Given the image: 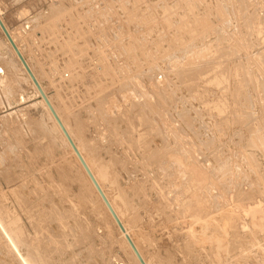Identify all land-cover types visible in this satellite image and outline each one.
Here are the masks:
<instances>
[{"label":"rangeland","instance_id":"obj_1","mask_svg":"<svg viewBox=\"0 0 264 264\" xmlns=\"http://www.w3.org/2000/svg\"><path fill=\"white\" fill-rule=\"evenodd\" d=\"M0 9L55 104L44 67L77 106L79 132L113 149L104 157L116 155L145 190L165 239L177 231L186 243L191 231L198 252L178 264H264V0H0ZM40 101L0 34V264H135Z\"/></svg>","mask_w":264,"mask_h":264},{"label":"bare ground","instance_id":"obj_2","mask_svg":"<svg viewBox=\"0 0 264 264\" xmlns=\"http://www.w3.org/2000/svg\"><path fill=\"white\" fill-rule=\"evenodd\" d=\"M5 1V0H4ZM55 1V0H54ZM15 4V3H14ZM20 4V3H19ZM53 4V3H52ZM35 5V4H34ZM3 6V5H2ZM4 7V6H3ZM21 7V6H20ZM42 7V6H41ZM53 7V6H52ZM29 8V7H28ZM54 8H55V6H54ZM6 9V8H5ZM50 9V8H49ZM9 10V9H8ZM39 10V9H38ZM41 11V10H40ZM50 11V10H49ZM13 13H14V11H12ZM31 12V11H30ZM36 12H38V11H36ZM23 13V12H22ZM39 13V12H38ZM37 13V14H38ZM14 14H16V15H18V17L16 18L17 20H19L18 18L20 17V19L22 18V15H20V12H15ZM33 14V13H32ZM31 14V15H32ZM46 14V13H45ZM25 15H27L26 13H25ZM28 15L29 16H31L29 13H28ZM24 16V15H23ZM52 16V15H51ZM11 17V16H10ZM54 17V16H53ZM69 17V16H68ZM15 17H13V19H14ZM36 18H37V16H36ZM56 18V17H55ZM24 19V18H23ZM26 19L29 21L30 19L31 20H33L32 19V17H27L26 16ZM25 19V20H26ZM38 19V18H37ZM0 20H1V22L3 23V25L5 26V28H6V30L8 31V33L10 34V36L12 37V39H13V41L15 42V44L17 45V47H18V49H19V51L21 52V54L23 55V57H24V59H25V61L27 62V64H28V66H29V68H30V70L32 71V73H33V75L35 76V78L37 79V81H38V83L40 84V86H41V88L43 89V91H44V93L46 94V96H47V98L49 99V101H50V103L52 104V106H53V108H54V110L56 111V113H57V115H58V117H59V119L61 120V122H62V124L64 125V127H65V129L67 130V132H68V134H69V136L71 137V139L73 140V142H74V144L76 145V147H77V149L79 150V152L81 153V155H82V157L84 158V160H85V162H86V164L88 165V167H89V169L91 170V172H92V174L94 175V177H95V179L97 180V182H98V184L100 185V187H101V189L103 190V192L105 193V195H106V197L108 198V200H109V202L111 203V205H112V207H113V209L115 210V212H116V214L118 215V217H119V219L121 220V222H122V224H123V226L125 227V230H126V232L125 233H123L121 230H120V228H119V226H118V224H117V222L115 221V219H114V217L112 216V214H111V212L109 211V209H108V207L106 206V204L104 203V201H103V199L101 198V196H100V194L98 193V191H97V189H96V187L94 186V184L92 183V181L90 180V178H89V176H88V174H87V172L85 171V169H84V167H83V165H82V163L80 162V160L77 158V156H76V154H75V152H74V150H73V148L71 147V145H70V143L68 142V140H67V138H66V136H65V134H64V132H63V130L61 129V127H60V125L58 124V122H57V120L54 118V116H53V114L51 113V111H50V109H49V107L47 106V104L45 103V101L44 100H42V99H40V93H39V91H38V89H37V87H36V85H35V83H34V81H33V79H32V77L30 76V74L28 73V71L26 70V68H25V66L23 65V63H22V61L20 60V58H19V56H18V54H17V52H16V50L13 48V46H12V44H11V42L9 41V39H8V37H7V35H6V33L4 32V30H3V28H2V26H1V24H0V34H1V36L3 37V39H4V41L6 42V44L8 45V47L10 48V50H11V52H12V55L15 57V59H16V61L18 62V64H19V66H20V68L22 69V71H23V73L25 74V76L27 77V79H28V81H29V83L31 84V86L34 88V90H35V93H36V95L39 97V100H41L40 102L42 103V105L45 107V109H46V111L48 112V114H49V116H50V120L52 119V121H53V124H54V130L55 131H57V133H58V135H60V137L63 139V141H64V143L66 144H64L65 146H67L68 148H69V151H70V153L72 154H70L71 156H73L74 157V160L76 161V163L78 164V166L80 167V169H81V171H82V173L84 174V176H85V178H86V180H87V182H88V184H89V186H90V189L92 190V193H94L96 196H97V198H98V200H99V202H100V205L102 206V208L104 209V211L106 212V214H107V217L111 220V222L113 223V225H114V228H116L117 229V232L119 233L118 235H120V238H122V240H123V242H124V244H125V246L127 247V249H128V251L130 252L129 254L133 257V259L135 260V264H141V262H140V260H139V258H138V256L136 255V253H135V251L133 250V248L130 246V244H129V242L127 241V239H126V235H129L130 237H131V239L133 240V242H134V244H135V246H136V248H137V250L139 251V253H140V255L142 256V258L144 259V261H145V263L146 264H178L177 263V261H178V259H177V257H179V254H183L182 256H185V257H187V256H189V255H191V253H192V251H193V253L195 254V252L198 250H196L195 252H194V250H192V244H193V240H191L192 239V234H190V232L191 231H189V232H187V234H185V236H184V238H183V240L185 239L187 242L185 243V242H181L180 241V235H181V233L180 234H177L176 232H173V228H172V234H170L171 235V240H169V237H168V240H166L165 239V234L167 233H165V229H168V228H164V227H162L161 226V224L163 223H161L160 221H162V220H160L159 222L161 223V224H159L158 223V221L155 219V213L153 212V213H149V211H147V204H148V196L146 195V194H144V193H142L143 191H145L144 189H142L143 191L141 192V190H138L139 189V187L137 186L138 184H136L135 182H133V174H132V172L131 173H129V174H132V175H130L131 177H129V174H127L128 176H124V175H122V173H120L119 172V170H118V166H120V167H122L121 169L124 171H126L127 170V168L125 169V167H124V165H120V162H118L117 161V159H115L114 158V156H116V155H114L113 157H110V159H107V158H105L104 157V151L105 152H107V153H109V154H111V152L113 151V149L112 148H110V147H108L110 150L112 149V151L110 152V151H108V150H106V149H104L103 150V148L105 147L104 146V144H103V148L100 146V144L94 139H89L88 137H87V135H86V133L87 132H85V135H82L79 131L81 130L82 131V128H81V126H80V118L78 117V113H76L75 112V104H71V103H69V100L67 99V98H65V97H63L62 96V94L60 93V90H59V83H57V79H53V77L55 78V74H53V72H51V69L50 70H47V69H44V68H42L41 66L43 65H41L40 67L42 68V70H41V74H42V76H44L43 78L44 79H47V81H48V83L50 84V87H52L54 90H55V92H56V94H58L57 95V97H59V98H57L59 101H61V103H62V106L60 105V107L59 106H57L56 104H55V102H54V100H53V98L51 97V95L48 93V91H47V87L43 84V79H41L40 77H39V75L37 74L38 72H36V70H35V67H33L32 65H31V63H30V61H32V60H30V58H29V60L27 59V57L25 56V54H24V51L21 49V46H20V44L18 43V41H17V39H16V37H15V35L13 34L14 32L13 31H11L12 29L9 27V25L7 24V22H6V20H5V17H4V15H3V12L1 11V9H0ZM34 20H36V19H34ZM63 20V19H62ZM13 21H15V19L13 20ZM28 21H26V22H28ZM47 21V20H46ZM51 21V20H50ZM71 21V20H70ZM17 22V21H16ZM19 22V21H18ZM72 22V21H71ZM22 23H24V22H22ZM45 23V22H44ZM58 23V22H57ZM25 24V23H24ZM26 24H28V23H26ZM24 25V27H22V31H23V33L25 32V31H27L26 30V26L27 25ZM30 24V23H29ZM41 24V23H40ZM74 24V23H73ZM19 25V24H18ZM31 25V24H30ZM76 25V24H75ZM20 26H22L21 24H20ZM32 26V25H31ZM69 26V25H68ZM29 27V26H28ZM34 27V26H33ZM38 27V26H37ZM20 28V27H19ZM70 28V27H69ZM20 30H21V28H20ZM29 30V29H28ZM60 30V29H59ZM63 30V29H62ZM73 30V29H72ZM21 31V32H22ZM35 31V30H34ZM41 31V30H40ZM49 31V30H48ZM79 31H81V30H79ZM28 32V31H27ZM38 33V32H37ZM76 33H78V31L76 32ZM30 34H32V33H30ZM53 34V33H52ZM27 35H28V33H27ZM80 35V34H79ZM22 36V35H21ZM76 36V35H75ZM69 38V37H68ZM70 39V38H69ZM26 41V40H25ZM43 41V40H42ZM50 41V40H49ZM71 41V40H70ZM37 42V41H36ZM54 43V42H53ZM78 43V42H77ZM38 44V43H37ZM67 44V43H66ZM41 45V44H40ZM69 45H70V43H69ZM33 46V45H32ZM78 47V46H77ZM28 48V47H27ZM29 50H30V48H29ZM56 50V49H55ZM36 51V50H35ZM40 51V50H39ZM85 55V54H84ZM96 57V56H95ZM70 61V60H69ZM84 61V60H83ZM100 61H102V60H100ZM38 63V62H37ZM39 63H40V61H39ZM103 64V63H102ZM99 65H101V64H99ZM98 65V66H99ZM46 66V65H45ZM51 67V66H50ZM72 67V66H71ZM102 67H103V65H102ZM101 67V68H102ZM37 68V67H36ZM67 69H68V67H66ZM97 68H99V67H97ZM105 68H107V66L105 67ZM104 68V69H105ZM61 69V68H60ZM64 69V68H63ZM70 69V68H69ZM80 69V68H79ZM56 70H57V68H56ZM59 70V69H58ZM92 70V69H91ZM90 70V71H91ZM84 71V70H83ZM55 72V71H54ZM72 73V72H71ZM84 73V72H83ZM58 74V73H57ZM57 74H56V76H57ZM62 74V73H61ZM80 75V74H79ZM68 76H70V75H68ZM74 76V75H73ZM94 76V75H93ZM138 78V77H137ZM62 79V78H61ZM61 79H59L60 81H61ZM71 79V78H70ZM72 81V80H71ZM64 82H65V80H64ZM92 83V82H91ZM129 83V82H128ZM134 84V83H133ZM128 85V84H127ZM142 85V84H141ZM61 86V85H60ZM143 86V85H142ZM63 87V86H62ZM93 87V86H92ZM141 87V86H140ZM144 87V86H143ZM143 87H142V89H143ZM152 88V87H151ZM77 89V88H76ZM75 89V90H76ZM135 90V89H134ZM67 91V90H66ZM86 91V90H85ZM130 91V90H129ZM136 91H138V90H136ZM102 92V91H101ZM132 92V91H131ZM135 92V91H134ZM151 92V91H150ZM148 93V92H147ZM78 95V94H77ZM83 95V94H82ZM107 95H109V94H107ZM154 95H155V93H154ZM142 96V95H141ZM140 96V97H141ZM76 97V96H75ZM124 97V96H123ZM145 97V96H144ZM54 98H56V97H54ZM93 99V98H92ZM126 99V98H125ZM137 99V98H136ZM71 100V99H70ZM90 100V99H89ZM144 100V99H143ZM99 101V100H98ZM101 101V100H100ZM86 102V101H85ZM102 102V101H101ZM59 104H60V102H58ZM77 103V102H76ZM96 104V103H95ZM99 104V103H98ZM103 104V103H102ZM101 104V105H102ZM139 104V103H138ZM105 105V104H104ZM145 105V104H144ZM90 106V105H89ZM114 106V105H113ZM134 106V105H133ZM132 106V107H133ZM149 106V105H148ZM77 107V106H76ZM125 107V106H124ZM59 108L61 109V110H59ZM145 108V106L143 107V109ZM92 109V108H91ZM124 110V109H123ZM82 111V110H81ZM138 111V110H137ZM144 111V110H143ZM63 112H65V115H64V113ZM79 112V111H78ZM96 112H98V111H96ZM113 112V111H112ZM114 112H116V111H114ZM82 113V112H81ZM100 113V112H99ZM103 113V111L101 112V114ZM123 113V112H122ZM91 114V113H90ZM113 114V113H112ZM115 114V113H114ZM137 114H138V112H137ZM146 114V113H145ZM100 115V114H99ZM104 115V114H103ZM130 115V114H129ZM142 115V114H141ZM144 115V114H143ZM94 116V115H93ZM102 116V115H101ZM109 116V115H108ZM147 116H149V115H147ZM114 117V116H113ZM118 117V116H117ZM131 117V116H130ZM141 117V116H140ZM143 117V116H142ZM82 118V117H81ZM101 118V117H100ZM136 118V117H135ZM147 118V117H146ZM145 118V119H146ZM86 119V118H85ZM91 119V118H90ZM89 119V120H90ZM102 119V118H101ZM119 119H121V118H119ZM123 119V118H122ZM133 119V118H132ZM93 120H96V119H93ZM100 120V119H99ZM99 120H98V123H99ZM118 120V119H117ZM33 121V120H32ZM36 121V120H35ZM34 121V122H35ZM122 121V120H121ZM132 121V120H131ZM155 121H157V120H155ZM174 121V120H173ZM71 122H73V124L75 123V128H76V132H74L75 131V129L73 130L72 128H71V126H70V123ZM83 122V121H82ZM143 122V121H142ZM148 122H149V120H148ZM86 123V122H85ZM97 123V124H98ZM87 124V123H86ZM96 124V125H97ZM115 124H116V121H115ZM37 125V124H36ZM43 125V124H42ZM100 125V124H99ZM102 125H104V124H102ZM168 125V124H167ZM39 126V125H38ZM83 126H85V125H83ZM87 126V125H86ZM88 126H92L91 124L90 125H88ZM94 126V125H93ZM32 127V126H31ZM141 127V126H140ZM143 127H144V125H143ZM45 128V127H44ZM44 128H42V130L44 129ZM105 128H107V127H105ZM114 128V127H113ZM145 128V127H144ZM174 128V127H173ZM33 129V128H32ZM38 129V128H37ZM88 129L90 130V128L88 127ZM96 129V128H95ZM84 130V129H83ZM85 130H86V128H85ZM97 130V129H96ZM105 130H107V129H105ZM126 130V129H125ZM131 130V129H130ZM151 130V129H150ZM150 130H148V132L150 131ZM38 131V130H37ZM41 131V130H40ZM175 131V130H174ZM32 132H34V131H32ZM46 132V131H45ZM52 132V131H51ZM83 132V131H82ZM97 132V131H96ZM99 132V131H98ZM101 132H103V131H101ZM100 132V133H101ZM179 132H181V131H179ZM41 133V132H40ZM42 133H44V132H42ZM53 133V132H52ZM93 133V132H92ZM116 133V132H115ZM139 133V132H138ZM32 134H34V133H32ZM50 134V133H49ZM90 134V133H89ZM119 134V133H118ZM122 134V133H121ZM133 134V133H132ZM142 134V133H141ZM178 133L176 132V135H177ZM51 135V134H50ZM97 135V134H96ZM95 135V136H96ZM100 135H103V133H101ZM105 135V134H104ZM124 135H126V134H124ZM167 135V134H166ZM165 135V136H166ZM173 135H175V133L173 134ZM47 136V135H46ZM91 136V135H90ZM106 136V135H105ZM117 136V135H116ZM120 136V135H119ZM122 136V135H121ZM156 136V135H155ZM162 136H164V135H162ZM52 137V136H51ZM98 137V139H99V136H97ZM170 137V136H169ZM180 137V136H179ZM43 138V137H42ZM55 138V137H54ZM92 138V137H91ZM101 138V137H100ZM106 138V137H105ZM116 138V137H115ZM152 138V137H151ZM166 138H168V137H166ZM36 139H38V138H36ZM44 139V138H43ZM49 139V138H48ZM51 139V138H50ZM102 139V138H101ZM173 139H174V137H173ZM39 140V139H38ZM131 140V139H130ZM133 140V139H132ZM135 140V139H134ZM141 140V139H140ZM179 140H180V138H179ZM54 141V140H53ZM101 141V140H100ZM121 141V140H120ZM119 141V142H120ZM153 141V140H152ZM164 141V140H163ZM186 141V140H185ZM38 142V141H37ZM108 142V141H107ZM142 142V141H141ZM140 142V143H141ZM151 142V141H150ZM165 142V141H164ZM177 142V141H176ZM113 143V142H112ZM127 143H129V142H127ZM53 144V143H52ZM55 144V143H54ZM105 144H107L106 143V141H105ZM119 144V143H118ZM130 144H131V142H130ZM134 144V143H133ZM136 144V143H135ZM144 144H145V142H144ZM165 144H167V143H165ZM171 144V143H170ZM24 145V144H23ZM113 145V144H112ZM129 145V144H128ZM172 145V144H171ZM176 145H178V144H176ZM190 145V144H189ZM188 145V146H189ZM63 146V145H62ZM61 146V147H62ZM134 147H135V145H133ZM139 146V145H138ZM144 146V145H143ZM51 147H53V146H51ZM60 147V148H61ZM157 147V146H156ZM23 148V147H22ZM49 148V147H48ZM118 148H119V146H118ZM130 148V147H129ZM137 148V147H136ZM148 148V147H147ZM149 148H150V146H149ZM43 149V148H42ZM56 149V148H55ZM59 149V148H58ZM189 149V148H188ZM44 150V149H43ZM63 150V149H62ZM126 150V149H125ZM133 150V149H132ZM135 150V149H134ZM137 150V149H136ZM168 150V149H167ZM37 151V150H36ZM124 151V150H123ZM175 151H176V149H175ZM181 151V150H180ZM126 152H128V151H126ZM130 152V151H129ZM132 152V151H131ZM143 152H145V151H143ZM147 152V151H146ZM158 152V151H157ZM179 152V151H178ZM43 153V152H42ZM52 153V152H51ZM64 153V152H63ZM69 153V152H68ZM107 153H106V155H107ZM117 153V152H116ZM134 153V152H133ZM148 153V152H147ZM156 153V152H155ZM180 153V152H179ZM182 153V152H181ZM165 154H167V153H165ZM190 154V153H189ZM69 155V154H68ZM105 155V156H106ZM155 155V154H154ZM181 155V154H180ZM184 155V154H183ZM192 155H193V153H192ZM196 155V154H195ZM195 155H194V157H195ZM52 156H53V154H52ZM61 156V155H60ZM127 156V155H126ZM160 156V155H159ZM166 156H168V155H166ZM187 156V155H186ZM119 157V156H118ZM140 157V156H139ZM141 157H142V155H141ZM146 157V156H145ZM150 157V156H149ZM152 157V156H151ZM165 157V156H164ZM128 158H129V155H128ZM144 158V157H143ZM152 158H154V157H152ZM151 158V159H152ZM159 158V157H158ZM163 158V157H162ZM161 158V159H162ZM188 158V157H187ZM193 158V157H192ZM57 159V158H56ZM147 159H148V157H147ZM150 159V158H149ZM180 159V158H179ZM178 159V160H179ZM31 160V159H30ZM67 160V159H66ZM144 160V159H143ZM155 160V159H154ZM154 160H153V162H154ZM166 160V159H165ZM173 160V159H172ZM176 159H174V161H175ZM177 160V161H178ZM132 161V160H131ZM141 161V160H140ZM144 161H146V160H144ZM150 161V160H149ZM167 161V160H166ZM192 161V160H191ZM176 162V161H175ZM148 163V162H147ZM163 163V162H162ZM122 164V163H121ZM140 164V163H139ZM177 164V163H176ZM202 164V163H201ZM57 165V164H56ZM143 165V164H142ZM193 165V164H192ZM154 166V165H153ZM152 166V167H153ZM163 166V165H162ZM165 166V165H164ZM173 166V165H172ZM185 166V165H184ZM194 166V165H193ZM195 166H196V164H195ZM202 166V165H201ZM127 167V166H126ZM157 167H158V165H157ZM175 167V166H174ZM173 167V168H174ZM178 167V166H177ZM205 167V166H204ZM71 169V168H70ZM120 169V170H121ZM134 169V168H133ZM132 169V170H133ZM170 169V168H169ZM189 169V168H188ZM198 169V168H197ZM209 169V168H208ZM42 170V169H41ZM146 170V169H145ZM166 170H167V168H166ZM165 170V171H166ZM62 171H63V169H62ZM129 171V170H128ZM175 171V170H174ZM181 171V170H180ZM184 171H185V169H184ZM189 171V170H188ZM197 171V170H196ZM211 171V170H210ZM73 172V171H72ZM127 172V171H126ZM183 172V171H182ZM181 172V173H182ZM208 172V171H207ZM63 173H65V172H63ZM167 173V172H166ZM178 173V172H177ZM184 173V172H183ZM188 173V172H187ZM67 174V173H66ZM154 174V173H153ZM156 174V173H155ZM172 174V173H171ZM178 175H180V174H178ZM182 175V174H181ZM188 175V174H187ZM194 175V174H193ZM196 175H198V174H196ZM51 176V175H50ZM66 176V175H65ZM150 176V175H149ZM168 176V175H167ZM177 176V175H176ZM195 176V175H194ZM63 177V176H62ZM202 177V176H201ZM69 178H70V176H69ZM75 178V177H74ZM73 178V179H74ZM135 178V177H134ZM179 178V177H178ZM187 178V177H186ZM191 178V177H190ZM206 178V177H205ZM225 178V177H224ZM207 179H208V177H207ZM206 179V180H207ZM163 180V179H162ZM161 180V181H162ZM187 180H188V178H187ZM202 180H203V178H202ZM228 180V179H227ZM238 180V179H237ZM52 181V180H51ZM63 181H64V179H63ZM137 181H138V179H137ZM148 181V180H147ZM153 181V180H152ZM170 181H172V180H170ZM182 181H183V179H182ZM221 181V180H220ZM224 181V180H223ZM62 182V181H61ZM155 182H157V181H155ZM173 182V181H172ZM177 182V181H176ZM198 182V181H197ZM196 182V183H197ZM230 182V181H229ZM54 183V182H53ZM152 183V182H151ZM159 183V182H158ZM200 183V182H199ZM207 183V182H206ZM210 183V182H209ZM218 183V182H217ZM221 183V182H220ZM223 183H226V182H223ZM237 183V182H236ZM43 184V183H42ZM72 184V183H71ZM107 184H109L108 185V187H110V190H111V192H109L107 189H106V185ZM165 184V183H164ZM189 184V183H188ZM193 184V183H192ZM143 185V184H142ZM180 185H181V183H180ZM179 185V186H180ZM187 185V184H186ZM73 186V185H72ZM161 186V185H160ZM175 186V185H174ZM177 186V185H176ZM198 186V185H197ZM224 186H225V184H224ZM226 186H227V184H226ZM71 187V186H70ZM144 187V186H143ZM163 187V186H162ZM171 187V186H170ZM182 187V186H181ZM185 186H183V188H184ZM64 188V187H63ZM72 188V187H71ZM145 188V187H144ZM149 187H147V189H148ZM168 188V187H167ZM189 188V187H188ZM196 188V187H195ZM222 188H225V187H222ZM56 189V188H55ZM146 189V188H145ZM146 189V190H147ZM150 189V188H149ZM161 189H163V188H161ZM229 189H231L230 187H229ZM71 190V189H70ZM151 190V189H150ZM150 190H149V192H150ZM166 190H168V189H166ZM173 190V189H172ZM61 191V190H60ZM152 191V190H151ZM156 191H158V190H156ZM184 191V190H183ZM185 191H186V189H185ZM184 191V192H185ZM203 191V190H202ZM208 191H209V189H208ZM220 191V190H219ZM54 192V191H53ZM67 192V191H66ZM82 193H83V195H84V197H86L87 199L88 198H90L89 197V195L84 191V190H82L81 191ZM172 192V191H171ZM177 192V191H176ZM206 192V191H205ZM212 192V191H211ZM214 192V191H213ZM223 192V191H222ZM62 193H64V192H62ZM80 193V192H79ZM112 193V194H111ZM168 193V195H169V193L170 192H167ZM174 193H175V191H174ZM187 193V192H186ZM215 193V192H214ZM229 193V192H228ZM51 194V193H50ZM152 194V193H151ZM158 194V193H157ZM166 194V193H165ZM179 194V193H178ZM184 194V193H183ZM194 194V193H193ZM203 194V193H202ZM215 194H217V193H215ZM219 194V193H218ZM227 194V193H226ZM225 194V195H226ZM44 195V194H43ZM57 195V194H56ZM160 195V194H159ZM167 195V196H168ZM189 195V194H188ZM196 195V194H195ZM230 195V194H229ZM232 195V194H231ZM45 196H47V195H45ZM58 196V195H57ZM166 196V197H167ZM206 195H204L203 197H205ZM235 196H237V195H235ZM47 197H49V196H47ZM62 197V196H61ZM66 197V196H65ZM64 197V199H66ZM83 197V198H84ZM150 197H151V195H150ZM160 197V196H159ZM161 197H163V196H161ZM160 197V198H161ZM172 197H174V196H172ZM187 197V196H186ZM192 197H193V195H192ZM63 198V197H62ZM69 198V197H68ZM80 198H82V197H80ZM175 198V197H174ZM214 198V197H213ZM86 199V200H87ZM165 199V198H164ZM196 199V198H195ZM200 199V198H199ZM232 199V198H231ZM51 200V199H50ZM91 200V199H90ZM170 200V199H169ZM186 200V199H185ZM188 200V199H187ZM223 200V199H222ZM47 201H49V200H47ZM88 201V200H87ZM150 201H152V200H150ZM149 201V202H150ZM190 201H191V199H190ZM189 201V202H190ZM201 201V200H200ZM216 201V200H215ZM226 201V200H225ZM67 202V201H66ZM71 202V201H70ZM86 202V201H85ZM89 202V201H88ZM92 202V201H91ZM139 202H143L144 203V209L146 208V210L145 211H147V212H143L141 209H142V207L143 206H141L140 205V203ZM165 202V201H164ZM168 202V201H167ZM173 202V201H172ZM192 202V201H191ZM207 202V201H206ZM210 202H211V199H210ZM224 202V201H223ZM256 202V201H255ZM69 203V202H68ZM80 203V202H79ZM158 203H159V201H158ZM174 203V202H173ZM185 203V202H184ZM231 203V202H230ZM82 204V203H81ZM150 204V203H149ZM161 204V203H160ZM164 204V203H163ZM168 204V203H167ZM177 204H179V203H177ZM181 204V203H180ZM188 204V203H187ZM201 204V203H200ZM53 204H51V206H52ZM76 205V204H75ZM84 205V204H83ZM88 205H89V203H88ZM94 205V204H93ZM152 205V204H151ZM164 205H166V204H164ZM193 205V204H192ZM222 205V204H221ZM229 205H231V204H229ZM36 206H38V205H36ZM91 206V205H90ZM146 206V207H145ZM153 206V205H152ZM163 206V205H162ZM169 207H170V205H168ZM175 206V205H174ZM177 206V205H176ZM202 206H204V205H202ZM214 206V205H213ZM54 207V206H53ZM52 207V208H53ZM71 207V206H70ZM82 207V206H81ZM93 207V206H92ZM151 207V206H150ZM149 207V208H150ZM167 207V206H166ZM211 207V206H210ZM217 207V209H218V205L216 206ZM220 207V206H219ZM225 207H227V206H225V205H223V208H222V210H218L219 212L220 211H224V208ZM230 207V206H229ZM240 207V206H239ZM42 208V207H41ZM165 208V207H164ZM212 208V207H211ZM36 209H38V208H36ZM65 209V208H64ZM160 209V208H159ZM171 210H172V208H170ZM179 209V208H178ZM187 209V208H186ZM185 209V210H186ZM198 209H200V208H198ZM221 209V208H220ZM226 209V208H225ZM228 209V208H227ZM32 210V209H31ZM74 210V209H73ZM77 210V209H76ZM90 210H92V209H90ZM150 210V209H149ZM155 210V209H154ZM161 210H163V208L161 209ZM160 210V211H161ZM166 210V209H165ZM39 211V210H38ZM50 211V210H49ZM67 211V210H66ZM159 211V210H158ZM159 211V212H160ZM199 211H201V209L199 210ZM205 211V210H204ZM208 211V210H207ZM54 212V211H53ZM57 212V211H56ZM59 212V211H58ZM79 212H82V211H79ZM173 212V210L171 211V213ZM180 212V211H179ZM184 212V211H183ZM186 212V211H185ZM210 212H211V210H210ZM213 212V211H212ZM217 212V211H216ZM234 212V211H233ZM33 213H34V211H33ZM45 213V212H44ZM91 213V212H90ZM163 213H164V211H163ZM162 213V215H165V213L163 214ZM225 213V212H224ZM223 213V214H224ZM228 213V212H227ZM246 213V212H245ZM53 214V213H52ZM156 214H158V212L156 213ZM173 214H174V212H173ZM183 214V213H182ZM185 214V213H184ZM208 214H209V212H208ZM223 214H222V216H223ZM229 214V213H228ZM228 214H226V216L228 215ZM36 215V214H35ZM34 215V216H35ZM39 215V214H38ZM55 217H56V215L55 214H53ZM64 215V214H63ZM72 215V214H71ZM75 215V214H74ZM159 215V214H158ZM204 215H205V213H204ZM203 215V216H204ZM207 215V214H206ZM205 215V216H206ZM217 215V214H216ZM225 215V214H224ZM237 215V214H236ZM235 215V216H236ZM61 216V215H60ZM92 216V215H91ZM168 216V215H167ZM177 216V215H176ZM212 216V215H211ZM233 216V215H232ZM50 217H51V214H50ZM62 217V216H61ZM70 217V216H69ZM172 216H170L169 217V219L171 218ZM186 217V216H185ZM184 217V218H185ZM214 217V216H213ZM229 217V216H228ZM237 217V216H236ZM239 217V216H238ZM44 218V217H43ZM49 218V217H48ZM64 218V217H63ZM72 218H74V217H72ZM76 218V217H75ZM90 218V217H89ZM157 218V217H156ZM159 218H160V216H159ZM161 218H163V217H161ZM175 218V217H174ZM174 218L173 219H170L171 221L172 220H174ZM187 218V217H186ZM185 218V219H186ZM202 218V217H201ZM216 218V217H215ZM223 218V217H222ZM39 219V218H38ZM47 219V218H46ZM79 219V218H78ZM108 219V220H109ZM168 219V218H167ZM167 219H165V222L167 221ZM189 219H193V218H189ZM202 219H204V218H202ZM231 219V218H230ZM42 220V219H41ZM86 220V219H85ZM155 220L157 221V223L155 222ZM164 220V219H163ZM175 220H177V218L175 219ZM175 220L174 221H172L173 223L175 222ZM183 220L184 219H182V222H183ZM201 220V219H200ZM218 220V219H217ZM220 220V219H219ZM221 220H223V219H221ZM224 220H225V218H224ZM56 221V220H55ZM101 221V220H100ZM171 221H167V222H171ZM204 221V220H203ZM206 221V220H205ZM209 221V220H208ZM16 222V221H15ZM36 222H38V221H36ZM166 222V223H167ZM176 222H178V220L176 221ZM207 222V221H206ZM216 222V221H215ZM215 222H212V223H214L215 224ZM226 222V221H225ZM237 222H239V221H237ZM255 222V221H254ZM253 222V223H254ZM186 223V222H185ZM189 223V222H188ZM191 224H193L192 222H190ZM209 224L211 223V222H208ZM208 223H207V226H208ZM221 223V222H220ZM69 224V223H68ZM169 224H171V223H169ZM175 224L176 223H174V225H172L171 227H173L174 226V228L176 229V227H175ZM179 224V222L177 223V225ZM191 224H190V226H191ZM198 224V223H197ZM200 224H202L203 225V222L201 223V221H200ZM200 224H198L199 226H202V225H200ZM11 225V224H10ZM13 225H15L14 224V222H13ZM44 225V224H43ZM163 226L165 225V224H162ZM185 225V224H184ZM205 225V224H204ZM203 225V226H204ZM228 225V224H227ZM232 225V224H231ZM239 225V224H238ZM244 225V224H243ZM42 226V225H41ZM166 226V225H165ZM181 226H182V224H181ZM187 226V225H186ZM190 226H187V228L188 227H190ZM206 226V225H205ZM210 226V225H209ZM209 226H208V228H209ZM233 226V225H232ZM14 227V226H13ZM61 227V226H60ZM92 227V226H91ZM183 227V226H182ZM185 227V226H184ZM192 227V226H191ZM190 227V228H191ZM198 226H196L195 228L196 229H198L197 228ZM214 227H215V225H214ZM217 227H218V224H217ZM216 227V228H217ZM37 229H38V227H36ZM40 228V227H39ZM82 228V227H81ZM195 228H193V229H195ZM204 228V227H203ZM203 228H201V230L203 229ZM2 229H3V227H2ZM18 229H20L19 227H18ZM85 229V228H84ZM89 229V228H88ZM103 229V228H102ZM171 229V228H170ZM169 229V230H170ZM200 229V228H199ZM244 229V228H243ZM3 230H5V229H3ZM91 230V229H90ZM133 230H134V233L135 234H137L138 235V237H139V240H142V242H143V244L141 245V241L139 242V240H138V237L137 236H135V234L133 233ZM177 230V229H176ZM179 230V229H178ZM181 230V229H180ZM187 230V229H186ZM189 230V229H188ZM187 230V231H188ZM191 230V229H190ZM223 230V229H222ZM221 229L219 230V231H222ZM231 230V229H230ZM42 231V230H41ZM71 231H73V230H71ZM171 231H170V233H171ZM175 231V230H174ZM200 231V230H199ZM199 231H197V233L199 232ZM216 231V230H215ZM82 232V231H81ZM85 232V231H84ZM182 232H184L183 231V229H182ZM194 232V230L192 231V233ZM217 232H218V230H217ZM5 233V232H4ZM3 233V234H4ZM165 233V234H164ZM195 233V232H194ZM205 233V232H204ZM206 233H207V231H206ZM213 233V232H212ZM226 233V232H225ZM87 236H85V237H88V234L87 233H85ZM105 234V233H104ZM203 234V233H202ZM216 234V233H215ZM221 233H219V235H220ZM223 234V233H222ZM250 234V233H249ZM71 235V234H70ZM170 235H168V236H170ZM195 235H197V234H195ZM194 235V236H195ZM198 235H199V233H198ZM238 235V234H237ZM250 235H252V234H250ZM53 236V235H52ZM213 236V235H212ZM221 236V235H220ZM226 236V235H225ZM167 237V236H166ZM214 237H215V235H214ZM217 237H218V235H217ZM216 237V238H217ZM236 237V236H235ZM76 238V237H75ZM94 238V237H93ZM197 237H195V239H196ZM200 238H201V236H200ZM220 238V237H219ZM218 238V239H219ZM221 238H223L222 236H221ZM220 238V239H221ZM230 238V237H229ZM105 239H107V238H105ZM138 240V242H137V240ZM194 239V238H193ZM233 239V238H232ZM90 240V239H89ZM225 240V239H224ZM63 241V240H62ZM68 241V240H67ZM197 241H198V239H197ZM199 241H201V240H199ZM220 241L221 240H219V242H217V245H218V243H220ZM226 241V240H225ZM101 242V241H100ZM195 242V241H194ZM255 242V241H254ZM32 243V242H31ZM65 243V242H64ZM75 243V242H74ZM112 243V242H111ZM140 243V244H139ZM182 243V244H181ZM184 243V244H183ZM222 244H223V242H221ZM102 244V243H101ZM251 244V243H250ZM75 245V244H74ZM217 245H214V246H217ZM240 245V244H239ZM243 245V244H242ZM28 246V245H27ZM195 247H196V245H194ZM200 246V245H199ZM219 246H221V244L219 245ZM95 247V246H94ZM197 247H198V245H197ZM253 247V246H252ZM65 248H66V246H65ZM144 248H146L145 250H147L148 252L147 253H149V255H150V257H151V259H154V263H152L153 262V260L151 261V259L149 260V259H147V257L145 256L146 254H145V252H143L144 250ZM212 248H214V247H212ZM217 248H218V246H217ZM221 248V247H220ZM227 248V247H226ZM225 248V249H226ZM229 248V247H228ZM28 249V248H27ZM126 249V250H127ZM215 250H216V248H214ZM222 249V248H221ZM225 249H222V251L223 250H225ZM60 250H61V248H60ZM87 250V249H86ZM238 250H236L235 252H237ZM30 252V251H29ZM59 252V251H58ZM198 252V251H197ZM224 252V251H223ZM241 252V251H240ZM250 252H251V250H250ZM249 252V253H250ZM31 253V252H30ZM97 253V252H96ZM100 253V252H99ZM214 253V252H213ZM216 253H217V251H216ZM215 253V254H216ZM53 254V253H52ZM59 254V253H58ZM211 254V253H210ZM62 255V254H61ZM198 255V254H197ZM217 255V254H216ZM241 255V254H240ZM48 256H49V254H48ZM47 256V257H48ZM97 256V255H96ZM101 256V255H100ZM195 256V255H194ZM203 256V255H202ZM206 256V255H205ZM210 256V255H209ZM218 256V255H217ZM226 256V255H225ZM243 256V255H242ZM245 256V255H244ZM243 256V257H244ZM260 256V255H259ZM222 257H224L223 255H222ZM57 258H59V257H57ZM73 258V257H72ZM75 258V257H74ZM188 258V257H187ZM190 258V257H189ZM196 258V257H195ZM209 258V257H208ZM217 258V257H216ZM258 258V257H257ZM34 259V258H33ZM36 259V258H35ZM220 259V258H219ZM230 259V258H229ZM76 260V259H75ZM84 260V259H83ZM184 260V259H183ZM192 260V259H191ZM213 260V259H212ZM216 260V259H215ZM222 260V259H221ZM220 260V261H221ZM232 260V259H231ZM236 260V259H235ZM47 261H49L48 259H47ZM95 261V260H94ZM192 261H194V260H192ZM245 261V260H244ZM247 261V260H246ZM24 262V261H23ZM69 262V261H68ZM79 262V261H78ZM105 262V261H104ZM181 262V261H180ZM190 262V261H189ZM214 262H216V261H214ZM232 262V261H231ZM236 262V261H235ZM253 262V261H252ZM262 262V261H261ZM21 263V262H20ZM25 263V262H24ZM55 263H56V261H55ZM199 263V262H198ZM37 264V263H36ZM48 264V263H47ZM73 264V263H72ZM104 264V263H103ZM220 264V263H219ZM249 264V263H248Z\"/></svg>","mask_w":264,"mask_h":264},{"label":"water","instance_id":"obj_3","mask_svg":"<svg viewBox=\"0 0 264 264\" xmlns=\"http://www.w3.org/2000/svg\"><path fill=\"white\" fill-rule=\"evenodd\" d=\"M0 24L4 30V32L6 33L9 41L11 42L13 48L16 50L20 60L22 61L23 65L25 66L26 70L28 71V73L30 74V76L32 77L39 93H40V99L44 100L45 103L47 104V106L49 107L51 113L53 114L54 118L57 120L58 124L60 125L61 129L63 130L68 142L70 143L71 147L73 148L77 158L80 160V162L82 163L85 171L87 172L90 180L92 181V183L94 184V186L96 187L98 193L100 194L101 198L103 199L104 203L106 204V206L108 207L109 211L111 212L112 216L114 217L115 221L117 222L120 230L125 233V227L123 226L121 220L119 219L118 215L116 214L115 210L113 209L111 203L109 202L108 198L106 197L105 193L103 192V190L101 189L100 185L98 184L97 180L95 179L94 175L92 174L91 170L89 169L88 165L86 164L84 158L82 157L81 153L79 152V150L77 149L76 145L74 144L73 140L71 139V137L69 136L67 130L65 129L64 125L62 124L61 120L59 119L56 111L54 110L52 104L50 103L49 99L47 98L46 94L44 93L43 89L41 88L40 84L38 83L37 79L35 78V76L33 75L32 71L30 70L27 62L25 61L23 55L21 54V52L19 51L17 45L15 44V42L13 41L12 37L10 36V34L8 33V31L6 30L5 26L3 25V23L0 20ZM126 239L129 242L130 246L133 248V250L135 251L136 255L138 256L141 264H146L144 259L142 258V256L140 255L139 251L137 250L133 240L131 239V237L129 235H126Z\"/></svg>","mask_w":264,"mask_h":264}]
</instances>
